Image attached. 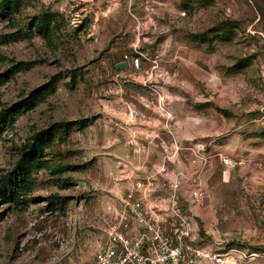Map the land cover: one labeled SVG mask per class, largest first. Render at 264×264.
Listing matches in <instances>:
<instances>
[{
  "label": "rangeland",
  "instance_id": "obj_1",
  "mask_svg": "<svg viewBox=\"0 0 264 264\" xmlns=\"http://www.w3.org/2000/svg\"><path fill=\"white\" fill-rule=\"evenodd\" d=\"M155 56L167 81L134 83ZM6 72L14 73L0 86V111L39 97L0 135L1 175L23 157L35 161L26 206L0 200V264L92 258L127 151L111 101L151 83L171 112L160 113L163 152L178 147L167 169L197 171L205 192L185 207L214 256L202 264H264V0H0ZM177 118L182 136L171 134ZM194 145L199 164L190 161ZM223 157L239 165L225 173Z\"/></svg>",
  "mask_w": 264,
  "mask_h": 264
},
{
  "label": "built area",
  "instance_id": "obj_2",
  "mask_svg": "<svg viewBox=\"0 0 264 264\" xmlns=\"http://www.w3.org/2000/svg\"><path fill=\"white\" fill-rule=\"evenodd\" d=\"M157 59L155 56L151 60L152 65L144 70L142 79L136 77L134 83L147 86L154 76L167 81V74L158 71ZM131 66L135 70L139 68L138 57L132 59ZM156 84L151 83L149 87L155 96L150 104L168 119L171 112L166 107L167 95ZM174 148L171 157L166 155L165 148L162 162L150 170H131L118 163L113 174L114 202L108 207L104 238L85 264H202L205 260L214 261V256L199 246L194 219L185 211V207L189 210L204 197L198 172L192 175L181 169L170 172L166 163H177L174 158L178 151L176 144ZM188 149L192 152L191 163L199 164V145ZM238 163L222 158L225 173L236 168ZM217 261L222 263L220 259Z\"/></svg>",
  "mask_w": 264,
  "mask_h": 264
},
{
  "label": "crops",
  "instance_id": "obj_3",
  "mask_svg": "<svg viewBox=\"0 0 264 264\" xmlns=\"http://www.w3.org/2000/svg\"><path fill=\"white\" fill-rule=\"evenodd\" d=\"M175 99L178 100V94L175 96ZM154 100L155 96L151 91L142 93L140 89L135 87L133 90L119 91L117 98L115 97L111 101V103L113 102V106L108 113L115 119L112 121V124L116 126L112 128L113 133H122V136L117 137V140L121 142V146L127 148L126 153L118 162L124 164L131 170H150L162 162L164 141L160 140L159 135L165 139L167 138L164 135L165 126L162 116L153 103L152 105L150 104V101ZM127 106L130 113L127 111ZM181 131L182 122L177 118L174 126H172L171 134L179 136ZM161 132H164L163 135ZM156 133H159L158 137L154 136ZM169 143L168 140L167 144ZM158 153H160V160L157 162L155 155ZM138 158L139 161H134V159ZM143 163H146V165L144 164V166Z\"/></svg>",
  "mask_w": 264,
  "mask_h": 264
},
{
  "label": "trees",
  "instance_id": "obj_4",
  "mask_svg": "<svg viewBox=\"0 0 264 264\" xmlns=\"http://www.w3.org/2000/svg\"><path fill=\"white\" fill-rule=\"evenodd\" d=\"M13 73L14 72H6L0 74V86H2ZM38 97V92H35L26 102L11 106L8 109H2L0 111V135L4 130L13 129L16 117L21 114L24 109L32 106ZM34 163L35 161L32 162L31 159L23 157L15 164L10 172L4 175L0 174L1 201L13 205L14 207L22 208L26 206L24 196L31 190L29 174Z\"/></svg>",
  "mask_w": 264,
  "mask_h": 264
},
{
  "label": "water",
  "instance_id": "obj_5",
  "mask_svg": "<svg viewBox=\"0 0 264 264\" xmlns=\"http://www.w3.org/2000/svg\"><path fill=\"white\" fill-rule=\"evenodd\" d=\"M122 66H124V64H123V63H120V64H118V67H122Z\"/></svg>",
  "mask_w": 264,
  "mask_h": 264
}]
</instances>
